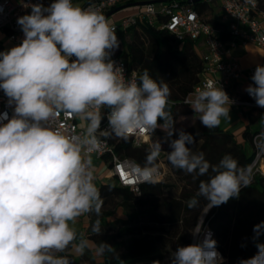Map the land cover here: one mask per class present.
<instances>
[{
    "label": "clouds",
    "instance_id": "obj_1",
    "mask_svg": "<svg viewBox=\"0 0 264 264\" xmlns=\"http://www.w3.org/2000/svg\"><path fill=\"white\" fill-rule=\"evenodd\" d=\"M24 7L31 11L17 18L22 41L0 51V90L12 110L11 116L0 112V264H72L67 255H57L70 246L84 254L89 240L81 235L74 243L73 225L82 215H101L104 201L90 159L101 147V138L127 140L138 131L169 129L162 141L150 145L143 166L137 164L133 172L143 183H158L157 161L167 142L173 168L192 174L194 180L207 177L187 202L194 208L203 198V214L238 198L250 185V165L240 166L231 154L211 164L202 151L189 147L195 137L175 129L167 110L168 83L153 79L147 69L133 74L136 78H125L123 65L112 59L120 47L117 33L99 10L81 8L73 0ZM251 80L245 91L264 108V66L257 65ZM185 103L200 114L204 127L212 129L221 117H230L234 101L208 80ZM61 114L80 120L82 132L61 128ZM105 116L108 127L102 129ZM91 230L103 233L100 219ZM202 232L200 217L192 234L198 237ZM253 232L258 241L264 221L254 225ZM112 248L101 241L96 251L103 254ZM256 248L254 256L239 264H264V243L257 242ZM169 264H223V257L207 232L202 241L177 245Z\"/></svg>",
    "mask_w": 264,
    "mask_h": 264
},
{
    "label": "trees",
    "instance_id": "obj_2",
    "mask_svg": "<svg viewBox=\"0 0 264 264\" xmlns=\"http://www.w3.org/2000/svg\"><path fill=\"white\" fill-rule=\"evenodd\" d=\"M176 1L179 5L191 6L204 20L219 26L220 9L216 10V7L219 8L216 0ZM260 6L264 7V0H260ZM158 19L163 18L158 16ZM136 29L154 42L153 49L147 51L134 37L126 49L121 48L116 55L126 61L129 70L140 74L147 69L153 79L168 83L171 96L167 110L171 112L174 123L180 115L193 114V109L184 103V98L198 82L204 69L200 55L193 48V42L177 41L169 31L143 21H137L121 32ZM242 115L247 118V124L240 142L233 133L219 126L212 129L204 127L198 116L188 130L196 140L189 147L196 152L202 151L211 164H217L225 154H231L240 166L250 165L254 157L250 141L264 127V108L242 110ZM163 131V127H158L151 137ZM177 135L173 138H177ZM109 139L120 157L131 158L143 166L149 145L136 146L131 137L127 140L114 136ZM107 161V157H104L103 163ZM169 167L176 181L143 183L138 193L112 181L98 186L104 201L101 215L97 217L94 213L86 214V229L82 236L91 240L96 249L101 241L113 247L112 251L106 250L100 254L103 258L101 263L95 262L89 248L77 259L69 253L72 246L57 255H67L72 264H154L161 261L170 248L189 245L191 232L197 226L206 201L198 198L199 204L194 208H189L187 202L196 195L200 180H206L207 177L194 180L192 174L173 168L170 163ZM177 181H180L181 187ZM117 213L121 216H116ZM96 219L101 221V235H95L91 230ZM261 221H264V177L253 176L250 185L241 189L238 198L211 208L203 227L213 232L212 239L217 242L223 264H239L241 259L251 258L257 253V242L264 243V234L258 241L253 240V227ZM80 237L77 233V241L74 243H78Z\"/></svg>",
    "mask_w": 264,
    "mask_h": 264
},
{
    "label": "built area",
    "instance_id": "obj_3",
    "mask_svg": "<svg viewBox=\"0 0 264 264\" xmlns=\"http://www.w3.org/2000/svg\"><path fill=\"white\" fill-rule=\"evenodd\" d=\"M135 1L141 0H73V3L84 9L95 8L104 15L117 6ZM37 2L48 6L53 0H0V33L4 41L15 45L21 42L23 32L17 24V18L31 11L30 8L24 7V4ZM219 9V26L204 20L191 6L179 5L176 0L142 5L135 13L124 16L110 25L115 28L116 32H119L136 24L137 21H143L146 24H155L160 29L169 31L177 41H191L193 48L194 45L197 46L199 51H195L200 55L204 69L200 73L198 82L185 96L184 103L186 100L194 98L197 89L203 88L208 80H212L216 87L221 86L230 99L234 101L231 108L244 111L262 108L257 106L255 99L242 89V84L248 81L252 84L251 77L257 65L264 66V7L260 6V0H219ZM158 16L163 19L159 20ZM0 44L2 45L1 40ZM250 45L260 49L262 57L258 63L243 66L233 51L245 49ZM2 47L4 48L3 45ZM112 59L123 65L126 79L136 78L133 74L138 75V73L129 70L124 59L118 57L116 53ZM7 99L3 90H0V112L7 111L11 116L12 110L7 107ZM106 111V109L102 110L103 113ZM81 123L80 120L65 117L63 114L58 118V124L61 128L67 127L77 133L82 132ZM107 127L108 121L105 116L101 128ZM152 134L153 131L144 130L129 137L133 139L136 146L149 145ZM101 139V147L90 154V159L92 157L94 159L91 164L95 179V165H97L95 162L103 161V158L107 157L108 161L105 162L107 166L106 178L118 186L129 188L138 193L143 182L133 172L137 163L131 158L120 157L114 151L109 138ZM250 144L254 152V157L250 163L252 180L256 173L264 177V128L252 136ZM157 163L160 172L159 181H162L165 178V168L159 159ZM207 232L211 233L212 238L213 232L205 227L204 232L194 243L202 241Z\"/></svg>",
    "mask_w": 264,
    "mask_h": 264
},
{
    "label": "rangeland",
    "instance_id": "obj_4",
    "mask_svg": "<svg viewBox=\"0 0 264 264\" xmlns=\"http://www.w3.org/2000/svg\"><path fill=\"white\" fill-rule=\"evenodd\" d=\"M216 4L219 5V0H216ZM132 9H134L133 6H131V7H127V8H124V9H122V10H120V11H118V12L112 14L110 17L107 18V20H108V22H109L110 24H111V23H114V22H117L120 18H122V17L124 16V14H125L126 12H129V11H131ZM216 10L218 11L219 8L216 7ZM134 33H135V35H134ZM117 36H118V39H119V41H120V47H119V49L116 50L114 53H116L117 51H119L121 48L126 49V45H127L128 43H130V42L133 40L134 37H136L137 41H139V42L142 43L143 47H144L147 51H151V50L153 49V47H154V42H153L149 37H147L143 32H141V30H139V29H136V30H127L126 32H121V30H120V31L117 33ZM22 39H23V38H22ZM0 40H1L2 45L4 46L5 50H7V49H9V48H11V47H13V46H15V44H12V43H10V42L4 41V39L2 38L1 33H0ZM194 49L197 50V51H199V49H198L197 46H195V45H194ZM233 52H234L235 54H238V53L240 52V49H236V50H234ZM249 84H250L249 81H248V82H245L244 84H242V89L245 90ZM197 117H198L197 113L180 115V116L178 117V119H177V121H176L174 127H175V129H177V130H179V129H183V130H185L186 132H188L190 126L193 124V122H195V120H196ZM238 117H239V116H238V114L236 113V111H234V110H230V117H228V118H226V117H221V122H220V124H219L218 126H219L221 129H225L230 123L236 121V119H238ZM242 124H245V123H242ZM163 130H164L163 133H160V134H154V136L150 138V144H149V146H150L153 142L158 141V140L162 141L163 138L166 137V136H164V135H165V132L168 131L169 129H167V128H163ZM177 133H178V132H177ZM236 135H237V136H240V132L238 131V132L236 133ZM167 151H171V149H170L168 143H167V142H164V143H162V151H161V154H160V156H159V158H158V159L161 161L163 167L165 168V172H166V173H165L164 181H166V182H171V181H174V180L176 181V179H175L174 175H172V172H171L170 167H169V161H168V159H167ZM91 161L94 162L93 157H92ZM157 162H158V161H157ZM95 163H97V162H95ZM95 166H96V165H95ZM103 168H104V166L101 167V169H100V168H99V169L102 170ZM105 171H106V169L104 168V171H103V172H105ZM255 176H256V177H258V176L262 177L261 175H259V174H257V173H256ZM177 184H178L179 187H181V185H180V184H181L180 181H179V182L177 181ZM210 210H211V209H210ZM210 210H209V211H210ZM203 211H204V209L201 211V213H200L198 219H199L200 217H202L203 222H204V220H205L207 214L209 213V211H208L206 214H203ZM116 216L120 217L121 215H120V213H117ZM197 222H198V220H197ZM196 227H197V226H196ZM196 227L193 229V231L196 229ZM203 229H204V227H203ZM193 231H192V232H193ZM192 232H191V242H190V244H192V243H194V241L198 240L199 237H200L201 234H202V233L199 234L198 237H194L193 234H192ZM174 250H175L174 248H170V249L167 251V253L165 254L164 258H163L161 261H159L160 264H169L170 253H171V251H174ZM154 264H156V263H154Z\"/></svg>",
    "mask_w": 264,
    "mask_h": 264
},
{
    "label": "crops",
    "instance_id": "obj_5",
    "mask_svg": "<svg viewBox=\"0 0 264 264\" xmlns=\"http://www.w3.org/2000/svg\"><path fill=\"white\" fill-rule=\"evenodd\" d=\"M133 7H134V9H132L129 12H126L124 14V16H127V15L135 13L139 9L140 6H133ZM236 55L240 59V61H241L243 66H248V65H251V64L258 63L261 60L262 51L260 49L256 48L255 46L250 45V46L246 47L245 49H240V52L238 54H236ZM230 110L236 111V113L238 114L239 117H238V119H236V121L230 123L223 130L233 133L234 137L236 138V140L238 142H240L241 141L242 132H243V130H244L246 124H247V118L242 115V110H239V109L234 108V107L230 108ZM197 115L199 116L200 114L197 113ZM242 123H245V124H242ZM262 128H264V127H262ZM238 131L240 132V136L236 135V133ZM103 166L106 169L105 172H103L104 168L102 170H100L101 167H103ZM95 174H96V179L94 180V183L96 184L97 187L100 184H102V183L109 182V179L106 178L107 166L105 165V163H103V161L97 162V165L95 167ZM86 223H87V216L85 214V215H82L81 217L78 218V220L73 225V227L76 229L77 233H79L80 235L84 236L85 229H86ZM84 238H86V237H84ZM88 248L91 250L92 254L94 255L95 262L96 263H101L103 261V258L101 257L100 254L97 253L96 246L91 240H89V247ZM69 253L73 254L76 257V259L80 255V254L75 252L73 247L69 250ZM83 264H86V263H83Z\"/></svg>",
    "mask_w": 264,
    "mask_h": 264
},
{
    "label": "water",
    "instance_id": "obj_6",
    "mask_svg": "<svg viewBox=\"0 0 264 264\" xmlns=\"http://www.w3.org/2000/svg\"><path fill=\"white\" fill-rule=\"evenodd\" d=\"M165 1H170V0H141V1L131 2V3H126V4H122L120 6H117L114 9L108 11L107 13L104 14V16L106 18H108L112 14H114V13H116V12H118L124 8L130 7V6H142V5L149 4V3H161V2H165ZM0 51H5L1 44H0Z\"/></svg>",
    "mask_w": 264,
    "mask_h": 264
}]
</instances>
